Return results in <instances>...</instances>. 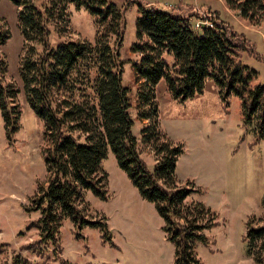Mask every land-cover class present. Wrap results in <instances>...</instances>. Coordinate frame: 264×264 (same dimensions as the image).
<instances>
[{
    "label": "trees",
    "instance_id": "16d2710c",
    "mask_svg": "<svg viewBox=\"0 0 264 264\" xmlns=\"http://www.w3.org/2000/svg\"><path fill=\"white\" fill-rule=\"evenodd\" d=\"M10 1L21 6L18 16L24 38L43 47L40 53L34 47L28 49L20 67L27 100L44 120L48 141L44 159L49 181L40 187L31 209L42 214L33 222L40 230L37 243L56 246L57 225L66 217L78 228H101L103 241L116 247L107 223L88 218L78 203L84 189L101 199L108 197L107 175L101 161L110 149L140 195L155 203L165 219V230L176 246V264H202L194 243L207 245L204 230L217 224V215L202 202L184 207V200L194 189L179 183L175 175L183 149L161 138L155 89L164 78L172 97L184 101L202 92L210 78L225 90V96H240L247 119H257L263 137L264 84L254 83L257 71L243 61L242 36L223 20L204 19L195 26L189 16L139 5L138 39L131 51L140 56L132 65L140 83L139 105L148 107L145 110L139 106V116L151 120L142 128V142L151 147L155 156L151 170L132 132V103L129 88L123 84L120 48L126 27L122 8L113 0H48L44 7L32 0ZM226 2L251 20L255 9H264V0ZM69 3L84 6L97 17L99 31L94 44L80 39L50 44L49 26L61 27V18H68ZM9 37L8 29L0 24V46ZM7 67L0 50V110L9 138L18 129L20 110L12 103L18 90L3 82ZM244 239L249 254L255 255L259 264L264 263V224L249 223ZM25 260L17 256L12 264H27ZM61 264L71 263L64 259Z\"/></svg>",
    "mask_w": 264,
    "mask_h": 264
},
{
    "label": "rangeland",
    "instance_id": "374dc122",
    "mask_svg": "<svg viewBox=\"0 0 264 264\" xmlns=\"http://www.w3.org/2000/svg\"><path fill=\"white\" fill-rule=\"evenodd\" d=\"M113 1L122 8L126 27L120 56L124 63L123 84L129 88L132 103V132L141 157L153 170L154 152L142 142V128L151 120L139 116V106L145 110L148 107L139 105L140 83L132 65L140 56L131 51L138 39L139 5L189 16L195 26L204 19L223 20L242 36L243 61L257 71L254 83L261 84H264V9H255L251 20L241 16L226 0ZM32 2L44 7L48 0ZM20 9L10 0H0V24L10 32L9 39L0 46L8 63L3 82L18 90L12 103L20 110L18 129L9 138L0 110V264H12L17 256L25 258L27 264H61L64 259L71 264H176V246L165 230V219L155 203L140 195L110 149L101 161L107 175L108 197L101 199L90 189H84L78 203L88 218L107 223L116 247L103 241L101 228H78L66 217L57 225L56 246L37 243L40 230L33 222L42 214L31 209L40 187L49 181L44 159L48 141L44 120L27 100L20 67L28 49L34 47L40 53L43 47L24 38ZM67 10L68 18H61V27L49 26L50 44L78 39L94 44L99 31L97 17L74 3H69ZM110 39L112 42L114 37ZM155 92L161 138L182 145L175 169L177 180L194 189L184 200V207L202 202L217 215V224L204 230L207 245L194 243L197 257L202 264H259L255 255L249 254L244 239L249 223L264 224V136H260L257 119L248 120L240 96L235 93L225 96V90L210 78L202 92L184 101L172 97L164 78ZM74 134L81 137L78 132ZM177 221L184 223L185 219Z\"/></svg>",
    "mask_w": 264,
    "mask_h": 264
}]
</instances>
